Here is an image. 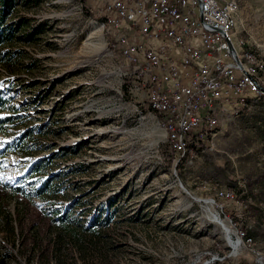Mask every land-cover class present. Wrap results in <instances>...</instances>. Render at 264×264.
Segmentation results:
<instances>
[{
	"label": "rangeland",
	"instance_id": "1",
	"mask_svg": "<svg viewBox=\"0 0 264 264\" xmlns=\"http://www.w3.org/2000/svg\"><path fill=\"white\" fill-rule=\"evenodd\" d=\"M235 3L238 53L248 51L247 68L252 50L264 64V0ZM6 9L15 37L0 45V264H264V98L242 95L250 106L222 119L209 149L187 162L172 153L167 166L166 132L120 77L92 0ZM37 160L44 171L30 174ZM47 177L59 192L34 195ZM56 209L86 225L100 215L85 250Z\"/></svg>",
	"mask_w": 264,
	"mask_h": 264
},
{
	"label": "built area",
	"instance_id": "2",
	"mask_svg": "<svg viewBox=\"0 0 264 264\" xmlns=\"http://www.w3.org/2000/svg\"><path fill=\"white\" fill-rule=\"evenodd\" d=\"M223 7L212 0H92V9L115 19L112 51H120L119 75L129 74L131 93L146 103L166 132L174 159L185 162L211 147L221 121L264 98V64L252 50L244 68L239 39L225 36ZM99 18V17H97ZM133 91V92H132ZM153 113V114H152ZM221 199H232L228 190Z\"/></svg>",
	"mask_w": 264,
	"mask_h": 264
},
{
	"label": "trees",
	"instance_id": "3",
	"mask_svg": "<svg viewBox=\"0 0 264 264\" xmlns=\"http://www.w3.org/2000/svg\"><path fill=\"white\" fill-rule=\"evenodd\" d=\"M14 0H0V45L5 42L11 40L15 35H13V28L11 26H4V20L6 17L7 9L13 6ZM33 34L29 33L25 35L24 37H32ZM7 53V55H6ZM9 52H0V57L2 54H5L3 56V59L5 61L9 60L8 54ZM157 118H160V115H156ZM12 117L7 118V120H11ZM5 122V121H4ZM160 154L163 158V161L166 163L167 166L171 163V156L172 151L169 148L168 144H163L159 148ZM44 161L37 160L31 167L30 174H35L36 172L44 171L42 168L44 165ZM180 163L178 162L177 167H181ZM51 177H47L45 179H40L37 187L33 189L34 195L37 196H52L55 197L56 193L59 192L60 186L58 184H54L53 180L55 179ZM16 190H22L20 187H16ZM30 195V194H29ZM111 202V201H110ZM57 219L61 220V226L63 227L64 232L67 234L66 236L69 237L68 240L71 242H74L78 249L85 250L89 245H84L83 238H88L91 242V238L95 237L94 234H98V221L100 220L99 214H94L93 218L89 221V223L86 225L84 223H81L78 219V217H73V215L70 212H66L63 209H56L55 214L53 215ZM104 224V223H103ZM108 224V222H107ZM107 224H104L103 226H108Z\"/></svg>",
	"mask_w": 264,
	"mask_h": 264
},
{
	"label": "bare ground",
	"instance_id": "4",
	"mask_svg": "<svg viewBox=\"0 0 264 264\" xmlns=\"http://www.w3.org/2000/svg\"><path fill=\"white\" fill-rule=\"evenodd\" d=\"M228 3H231V4H226V11L229 15V20H223V27H225V36L227 37V39L228 40H234L235 32H234L233 28H235V26H236V24H235V20H236L235 19L236 18L235 13L237 12L238 9H237L235 0H228ZM212 6L213 7H223L224 6V0H212ZM106 23H107L106 25H108L109 29L113 30L115 28V19H107ZM241 52H242L241 54L238 53L239 57L242 58V60H243L244 68H247V59H249L250 55H249L248 51H246V50L241 49ZM241 98H242V95H241ZM224 231H225V234L228 233V230L225 227H224ZM231 245L233 247L236 246V244L234 242H231Z\"/></svg>",
	"mask_w": 264,
	"mask_h": 264
}]
</instances>
